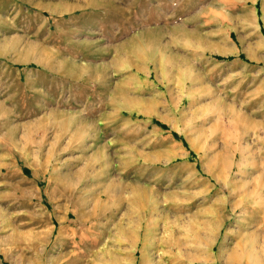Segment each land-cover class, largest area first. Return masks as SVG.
<instances>
[{
	"label": "rangeland",
	"instance_id": "rangeland-1",
	"mask_svg": "<svg viewBox=\"0 0 264 264\" xmlns=\"http://www.w3.org/2000/svg\"><path fill=\"white\" fill-rule=\"evenodd\" d=\"M256 263L264 0H0V264Z\"/></svg>",
	"mask_w": 264,
	"mask_h": 264
},
{
	"label": "bare ground",
	"instance_id": "bare-ground-1",
	"mask_svg": "<svg viewBox=\"0 0 264 264\" xmlns=\"http://www.w3.org/2000/svg\"><path fill=\"white\" fill-rule=\"evenodd\" d=\"M231 168V167H230ZM257 264V263H256Z\"/></svg>",
	"mask_w": 264,
	"mask_h": 264
}]
</instances>
